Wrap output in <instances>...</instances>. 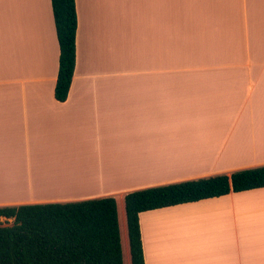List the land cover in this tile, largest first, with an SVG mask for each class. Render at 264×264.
I'll use <instances>...</instances> for the list:
<instances>
[{
	"label": "crops",
	"instance_id": "obj_1",
	"mask_svg": "<svg viewBox=\"0 0 264 264\" xmlns=\"http://www.w3.org/2000/svg\"><path fill=\"white\" fill-rule=\"evenodd\" d=\"M169 1L76 0L61 103L52 0H0V207L123 203L264 166V0ZM139 221L145 264H264V188Z\"/></svg>",
	"mask_w": 264,
	"mask_h": 264
},
{
	"label": "trees",
	"instance_id": "obj_2",
	"mask_svg": "<svg viewBox=\"0 0 264 264\" xmlns=\"http://www.w3.org/2000/svg\"><path fill=\"white\" fill-rule=\"evenodd\" d=\"M60 48L55 98L64 103L76 66V0H52ZM264 188V166L137 190L124 197L130 264H145L141 213ZM0 264H125L115 197L0 207ZM9 223V222H8Z\"/></svg>",
	"mask_w": 264,
	"mask_h": 264
},
{
	"label": "rangeland",
	"instance_id": "obj_3",
	"mask_svg": "<svg viewBox=\"0 0 264 264\" xmlns=\"http://www.w3.org/2000/svg\"><path fill=\"white\" fill-rule=\"evenodd\" d=\"M161 2L162 1H166V2H170L169 0H160ZM83 15H86V14H83ZM129 15H132L131 13H129ZM21 24V23H20ZM146 25H149V24H146V20H144V19H141V21L139 22V24L138 23H135V22H131V25L129 24V26H130V35H131V40H134V39H136L135 37H134V34H135V32L136 31H142V32H145V30L147 29V26ZM111 28H113L112 29V31H113V33H114V24L113 23H111ZM122 26H123V24H122ZM150 26V25H149ZM149 29H150V27H149ZM2 29H0V31H1ZM2 32V31H1ZM112 33V34H113ZM147 34H148V32H145V33H140L139 35H142V36H147ZM114 38V37H113ZM116 48H118V44H116V45H114V47H113V49H116ZM119 49H120V47H119ZM64 167V171L66 172V173H72V172H74V173H76L75 171H72V169L74 168V166H70V165H66V166H63ZM68 183V182H67ZM6 184H8V181H6ZM9 184L11 185V187H12V184L13 183H11V182H9ZM123 203H119V212H120V223H121V230H122V241H123V247H124V263L125 264H128V253H127V246H126V243H125V220H124V210H123ZM9 222V223H8ZM6 221L5 219H1L0 220V224L1 225H11L12 224V220H10V221Z\"/></svg>",
	"mask_w": 264,
	"mask_h": 264
}]
</instances>
